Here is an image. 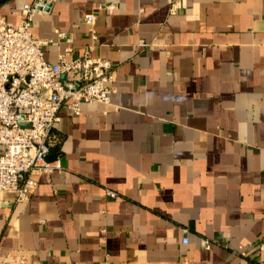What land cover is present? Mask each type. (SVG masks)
I'll return each instance as SVG.
<instances>
[{
  "label": "crops",
  "instance_id": "crops-1",
  "mask_svg": "<svg viewBox=\"0 0 264 264\" xmlns=\"http://www.w3.org/2000/svg\"><path fill=\"white\" fill-rule=\"evenodd\" d=\"M32 1L0 15L16 24ZM47 1L31 23L46 60L56 29L82 54L93 12L117 91L60 108L48 158L64 169L30 174L29 200L0 192V264H264V0Z\"/></svg>",
  "mask_w": 264,
  "mask_h": 264
},
{
  "label": "built area",
  "instance_id": "built-area-1",
  "mask_svg": "<svg viewBox=\"0 0 264 264\" xmlns=\"http://www.w3.org/2000/svg\"><path fill=\"white\" fill-rule=\"evenodd\" d=\"M167 1L173 11V0ZM47 2L23 3L16 24L0 15V192L13 193L20 202L29 200L37 186L30 174L48 175L64 169L60 155L48 158L62 140L54 129L60 108L79 115L82 103H108L117 91L111 62L92 55L97 38L93 12L84 16L90 41L82 54L67 58L73 40L56 29L57 37L65 45L64 51L56 62L46 60V46L53 39L34 37L31 23ZM97 8L112 10L115 5L99 4ZM137 45L145 48L147 43L139 41ZM105 196L116 198L117 193L106 189ZM201 242L209 248V240ZM181 243H188L186 235ZM13 259L14 264H30L20 254ZM102 264H110L107 254Z\"/></svg>",
  "mask_w": 264,
  "mask_h": 264
},
{
  "label": "water",
  "instance_id": "water-1",
  "mask_svg": "<svg viewBox=\"0 0 264 264\" xmlns=\"http://www.w3.org/2000/svg\"><path fill=\"white\" fill-rule=\"evenodd\" d=\"M51 3L50 2H47L46 3V6L43 8L44 10L48 9L50 7ZM39 9H41V7H39ZM64 78V76H63ZM77 85H79V83H77Z\"/></svg>",
  "mask_w": 264,
  "mask_h": 264
}]
</instances>
